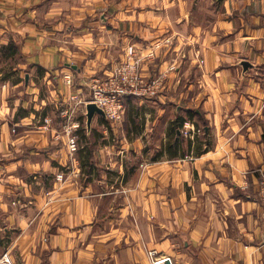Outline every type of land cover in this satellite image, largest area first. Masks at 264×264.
<instances>
[{
	"label": "crops",
	"instance_id": "1",
	"mask_svg": "<svg viewBox=\"0 0 264 264\" xmlns=\"http://www.w3.org/2000/svg\"><path fill=\"white\" fill-rule=\"evenodd\" d=\"M132 46L162 92L89 129L90 78ZM263 171L264 0H0V257L264 264Z\"/></svg>",
	"mask_w": 264,
	"mask_h": 264
},
{
	"label": "built area",
	"instance_id": "2",
	"mask_svg": "<svg viewBox=\"0 0 264 264\" xmlns=\"http://www.w3.org/2000/svg\"><path fill=\"white\" fill-rule=\"evenodd\" d=\"M155 47L146 54L139 53L136 47H130L125 51L124 59L119 62L109 74L105 76L95 75L90 78L89 88L91 97L88 102L96 103L106 114V119L112 124H118L123 120L125 114V103L127 98H153L158 96L164 87L165 75L144 77L141 73V66L144 57H153ZM63 82L71 88L75 84V75L72 71L63 74ZM50 118H45V123H50ZM69 136V144L72 151L77 150L78 138L73 134L71 128L66 129ZM181 133L185 137L194 138L202 133V129L192 123L184 124ZM258 196L264 204V171L259 181ZM165 259L156 261L164 262ZM0 264H16L10 253L7 251L0 257Z\"/></svg>",
	"mask_w": 264,
	"mask_h": 264
},
{
	"label": "water",
	"instance_id": "3",
	"mask_svg": "<svg viewBox=\"0 0 264 264\" xmlns=\"http://www.w3.org/2000/svg\"><path fill=\"white\" fill-rule=\"evenodd\" d=\"M242 65L244 67L245 73L249 69V67L252 65L250 61L243 60ZM29 75H26V78H28ZM87 112V127L91 129L92 126V119L96 113L102 115L103 117H106V114L102 108H100L96 103L89 102L86 106ZM180 133V131H178ZM164 264H172V261L169 257L165 258Z\"/></svg>",
	"mask_w": 264,
	"mask_h": 264
},
{
	"label": "rangeland",
	"instance_id": "4",
	"mask_svg": "<svg viewBox=\"0 0 264 264\" xmlns=\"http://www.w3.org/2000/svg\"><path fill=\"white\" fill-rule=\"evenodd\" d=\"M7 62V61H6ZM13 63H14V61H12ZM9 63H11L10 61H9ZM7 65V64H6ZM55 112L57 113V109H55ZM55 113V114H56ZM127 114V113H126ZM125 114V115H126ZM68 144H69V141H68ZM70 145V144H69ZM71 147V146H70ZM80 147V148H79ZM90 148L91 147V141L89 140H87V139H85V137H82L81 139H79L78 140V145H77V150L78 149H82V153L81 154H83V157H84V161H86V160H88V157L86 158V156H87V152H86V148ZM71 149V151H72V148H70ZM77 150H75V151H77ZM75 151H72V152H75ZM8 244V243H7ZM8 252H9V249L7 250ZM7 251H5V252H7ZM4 252V253H5ZM11 254V253H10Z\"/></svg>",
	"mask_w": 264,
	"mask_h": 264
}]
</instances>
